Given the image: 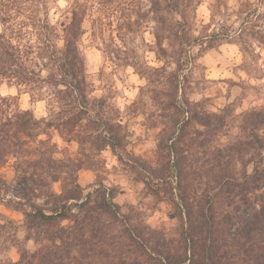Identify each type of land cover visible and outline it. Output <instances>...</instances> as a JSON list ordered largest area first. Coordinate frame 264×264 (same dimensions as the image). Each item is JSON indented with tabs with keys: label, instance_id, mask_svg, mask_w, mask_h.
I'll return each instance as SVG.
<instances>
[{
	"label": "rangeland",
	"instance_id": "1",
	"mask_svg": "<svg viewBox=\"0 0 264 264\" xmlns=\"http://www.w3.org/2000/svg\"><path fill=\"white\" fill-rule=\"evenodd\" d=\"M16 1L0 32L32 47L43 46L41 33L49 36L57 54L35 49L28 63L43 78L56 68L64 27L79 14L88 112L71 133H61L56 126L74 112L63 86L0 84L2 145L16 155L0 162V188L9 190L0 192V264L38 248L35 228L25 224L29 207L12 195L21 173L35 171L29 163L37 151L82 158L77 182L84 195L106 188L133 221L175 242L178 198L199 207L217 191L214 177L252 173L264 139V0ZM25 110L54 123L39 148L32 138L14 136L16 116ZM108 127L122 138L116 150L102 149ZM41 165L37 173L47 186L37 197L30 193L39 206L45 192L61 193L63 183L50 178L65 170Z\"/></svg>",
	"mask_w": 264,
	"mask_h": 264
},
{
	"label": "trees",
	"instance_id": "2",
	"mask_svg": "<svg viewBox=\"0 0 264 264\" xmlns=\"http://www.w3.org/2000/svg\"><path fill=\"white\" fill-rule=\"evenodd\" d=\"M14 1L0 0V23L3 25L9 23L5 13L9 5L15 6L17 1ZM78 15L73 12L70 23L64 27L62 52L56 59V68H52V73L45 78L28 63L35 49L37 54L42 51L52 56L57 54L55 47L49 49V36L41 33L39 44L43 46L32 47L15 44L12 38L0 32V84L10 82L28 89L36 88L39 83L63 86V93L71 99L74 112L56 126L61 133V129L71 133L80 125L81 115L88 112L84 62L78 48L83 34ZM47 26L43 24L40 28L47 30ZM53 124L35 118L30 110L19 111L13 124L14 136L22 141L25 137L32 138L39 148L46 143L39 137L53 128ZM108 129L104 130L109 137H105L102 149L109 147L116 150L122 146V138ZM1 133L0 123L2 163L16 155L2 145L4 137ZM262 140L258 145L259 160L254 163L251 174L237 177L221 173L214 177L217 191L210 202L196 208L189 205L185 198H178L176 217L180 233L177 242L169 241L166 232L150 231L142 223L133 221L130 214L122 212L114 202L115 194L106 188L100 186L84 195L85 189L77 182L78 172L86 167L82 158L67 155L65 159H57L53 156L54 149L50 153L48 150L37 151V157L29 163L35 171L21 173L12 195L29 207L24 214L25 224L29 231L35 228L36 238L32 239L38 248L33 252L23 250L17 262L8 264H264ZM41 164L53 171L59 167L65 169L54 172L50 178L51 184L63 183L61 193L45 192L46 203L43 206L33 203L30 196L33 193L37 197L35 191L47 186L44 181L48 178L37 173ZM174 167L177 173L182 172L178 163ZM61 174L65 176L61 177ZM182 179L177 174V185ZM7 189L0 188V192L9 193Z\"/></svg>",
	"mask_w": 264,
	"mask_h": 264
}]
</instances>
